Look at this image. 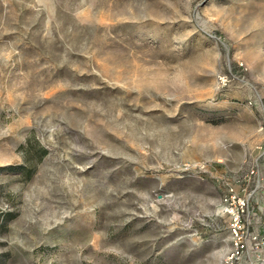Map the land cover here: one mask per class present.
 I'll return each instance as SVG.
<instances>
[{
    "label": "rangeland",
    "instance_id": "obj_1",
    "mask_svg": "<svg viewBox=\"0 0 264 264\" xmlns=\"http://www.w3.org/2000/svg\"><path fill=\"white\" fill-rule=\"evenodd\" d=\"M263 151L264 0H0V264H264Z\"/></svg>",
    "mask_w": 264,
    "mask_h": 264
},
{
    "label": "built area",
    "instance_id": "obj_2",
    "mask_svg": "<svg viewBox=\"0 0 264 264\" xmlns=\"http://www.w3.org/2000/svg\"><path fill=\"white\" fill-rule=\"evenodd\" d=\"M262 156L264 158V151L262 152ZM221 202L223 213L229 216V230L233 236L234 242L233 255L235 254L234 256L237 257V255L240 254L245 247L244 220L248 209V196L240 195L236 191L233 183L226 182L224 185V192L221 196ZM231 262L230 264H232Z\"/></svg>",
    "mask_w": 264,
    "mask_h": 264
}]
</instances>
